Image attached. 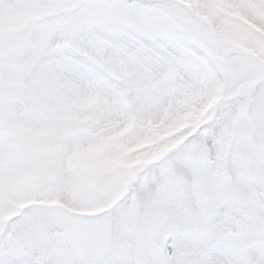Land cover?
I'll return each instance as SVG.
<instances>
[{"label": "snow or ice", "instance_id": "6c2138e0", "mask_svg": "<svg viewBox=\"0 0 264 264\" xmlns=\"http://www.w3.org/2000/svg\"><path fill=\"white\" fill-rule=\"evenodd\" d=\"M0 264H264V0H0Z\"/></svg>", "mask_w": 264, "mask_h": 264}]
</instances>
